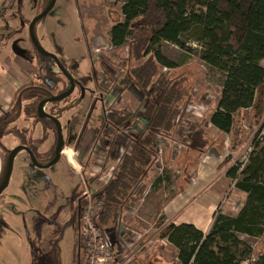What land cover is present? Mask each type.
<instances>
[{"label":"rangeland","instance_id":"obj_1","mask_svg":"<svg viewBox=\"0 0 264 264\" xmlns=\"http://www.w3.org/2000/svg\"><path fill=\"white\" fill-rule=\"evenodd\" d=\"M9 3L8 0V5ZM32 5L33 1L30 3V8L26 10L28 14L32 13ZM121 5L118 0H57L53 11L35 26L38 43L45 50L55 53L64 65L67 64L73 69L76 68L79 77H83L80 80L95 90L94 97L98 98L96 104L100 109L90 118L87 131L83 134L85 137L83 140L79 142L73 140V143L69 139L71 146L81 147L80 155L76 161L74 158L77 154L73 148L68 146L66 152H70L72 156H68L66 153L68 158L61 159L49 168L37 167L36 169L40 171L39 175L35 176V179L31 181L32 185H30L27 175L32 171L25 165L27 153L21 152L15 158L10 185L0 198V264H32L34 254L39 256L45 251V255L51 254L53 249L59 247L62 264H76L77 228L79 217L83 213L82 209L79 210L77 203L79 199H82L83 206L87 202L86 199H83V192L87 189H90L88 190L90 197L96 194L94 189H96L97 182L106 183L107 181L103 179L110 180L117 177L123 157L131 150L130 146H127L125 153L117 152V148L122 142L117 138L113 141L119 146L115 150L111 146L114 152L111 158L104 151H98L96 138L99 137L100 133L94 132L93 121L100 117L112 120L114 117L124 116L126 120L135 121L134 126L129 127L128 135L136 138L135 140L144 142L145 138L142 139V137L147 133L149 134L150 131L148 118L154 106L152 102L157 98V92L150 94L149 91L153 88L156 89L158 79H163L167 85L168 83L170 85L177 83V87L183 89V99L179 103L181 105L187 99L186 105L183 111L180 110L177 126L169 129L170 132L168 133L157 131L156 135L154 134V147L151 148L154 159L150 156V162L142 166L144 173L133 193L136 199H144L142 205L145 207V211L140 209L144 213L140 212V216L142 218L147 216L143 218L142 224L147 229V233L138 244L141 250L139 254L138 252L135 253V258L131 261L124 262L123 259L120 264H174L176 262L177 250L173 245H170L166 238L164 244L160 236V231L172 222H166L162 226L159 225V221L155 224L153 219L155 213L150 211L149 207L153 206L156 195L168 199L176 194V191L183 190L186 179L193 180L197 183L196 185H198L197 178L206 179L207 182L212 183L210 189H206L208 194L204 197H197L199 196V194L196 195L200 190L199 187L191 195V200L197 198L200 201H205V214L201 212V215L206 219L207 214L208 216L211 215L208 206L216 199L214 197L216 196L215 192H223L222 203L218 206L225 205L226 200H229L227 202L229 207L224 208L227 209L224 210L226 213L235 211V208H238L237 204L245 201L246 196L234 188L233 182L226 175L229 167L223 166L230 162L231 156L228 155L224 160L215 156L223 154L222 147L225 140L222 138L223 133L210 125L209 118L217 107L220 97L222 73L206 65L196 51L190 53L168 42L163 43L162 49L170 60L177 63V67L173 69L158 65L150 55L136 59L134 54L130 52L129 43L122 47H114L110 42V29L116 22L122 21L124 18L121 13ZM3 10L6 12L4 1L0 2V11ZM3 14L0 13V48H8L12 54L16 55L18 45H13L15 37H11V32L20 27V13L14 8L8 14L6 12V17ZM11 16L13 17L11 18ZM28 43L26 42V45L30 47ZM190 47L200 51L205 47V42H192ZM8 53L5 49L4 55H8ZM147 60L156 67V74L147 88L140 87L138 89L133 84H125L122 81L123 77L128 75L133 68ZM51 69L58 73L56 66L53 65ZM2 70V62H0V81L5 75ZM24 77L27 78V76ZM24 77L22 76L23 79ZM19 80L21 84L22 79ZM36 94L33 91L26 92L23 97L25 104L23 110L26 114H23L18 121L8 127L3 122L0 124V137L7 134V137L10 138L4 137L3 142L11 148L19 142L15 139H18L16 135L20 134L18 131H22V127H28L33 133L31 140H26V142L30 141L34 142L35 145H40L42 153L45 148L49 147L48 143H43L46 140L51 141L50 136L46 138L40 124L35 123L34 111H29L30 106L35 104L32 102L36 101ZM261 97L259 96L254 110L241 111L237 115L235 127L228 134L230 135V143L235 150H238L236 146L240 144L237 152L240 153L238 160L244 161L246 159V155L251 151L253 138L263 125L264 106H258ZM1 102L3 105L5 104L2 99H0ZM9 117L14 118L13 115ZM115 122L119 121L116 120ZM129 122L122 123L112 133L115 132V136H118L121 128ZM97 125L102 126L103 122L97 121ZM52 133L54 140L56 134L54 131ZM112 133L107 137L108 141L113 135ZM12 135L15 137L13 138ZM121 139L126 141L124 137ZM221 143H223L222 147ZM100 145L102 143H99ZM89 150H92L90 154L87 153ZM8 155L7 151L1 152L0 149V182L7 169ZM211 157H214L215 160H222V162L221 164L218 163L217 168L211 167V171L204 170L203 175L201 170L204 167L199 166V163L205 162L204 164L209 167ZM67 159L71 161H69L71 165L67 164ZM151 162L152 164L149 165ZM73 164L76 167L73 168ZM186 164H189V169L185 173ZM107 168H109V175L105 176ZM159 175L167 177L164 184L156 183ZM86 205H89V200ZM130 206H133L132 201L126 202L122 208L126 210ZM40 214L50 219V222H53L52 217L54 215H58L60 224L55 227L48 221L42 231L40 228V232H37L35 224L43 223ZM121 214H123V210ZM120 218L123 222L122 215ZM60 226H62L60 230H63L64 233L62 241L59 233L56 232ZM58 237L59 242L61 241L59 244L56 243ZM245 239L254 247V253L258 254L262 241L252 237H245ZM134 247L136 244L130 246V251L133 253L135 252ZM41 262L42 260L38 264Z\"/></svg>","mask_w":264,"mask_h":264},{"label":"trees","instance_id":"obj_2","mask_svg":"<svg viewBox=\"0 0 264 264\" xmlns=\"http://www.w3.org/2000/svg\"><path fill=\"white\" fill-rule=\"evenodd\" d=\"M118 1L122 4L124 18L110 29V42L114 47L129 43L130 52L136 59L150 55L158 65L173 69L177 63L170 60L162 49L163 43L168 42L190 53L196 51L206 65L222 73L220 97L209 118L210 124L219 131L230 134L237 115L243 109L254 110L259 96L262 97L258 106H264V0ZM192 42H205V47L194 50L190 47ZM155 74L156 67L147 60L133 68L122 81L145 89ZM156 83V89L149 91L150 94L157 92L148 118L149 134L142 137L144 142L126 138L131 151L123 157L117 177L104 190L100 220L103 226H107L104 222L108 219L114 223L121 216L118 209L134 200L130 196H134V189L144 173L142 166L150 162V156L154 159L151 152L154 134L157 131L170 132L169 129L177 126L180 110L185 108L187 99L180 105L183 89L177 87V83L167 85L163 79ZM125 118L103 120V125L105 122L111 125L109 135L122 123L132 121ZM106 134L107 130L102 135ZM226 175L234 188L246 193L236 215L225 214L218 206L208 232L192 223H170L160 231L161 239L166 238L176 248V259L180 264H264V122L253 138L246 159L234 162ZM165 178L159 175L156 183L163 184ZM59 235L62 241L63 230ZM244 236L262 241L258 254ZM60 242L58 237L56 243ZM44 253L34 254L32 264L41 260V264H62L60 247L53 249L51 254Z\"/></svg>","mask_w":264,"mask_h":264},{"label":"flooded vegetation","instance_id":"obj_3","mask_svg":"<svg viewBox=\"0 0 264 264\" xmlns=\"http://www.w3.org/2000/svg\"><path fill=\"white\" fill-rule=\"evenodd\" d=\"M2 1H4L7 14L10 10L12 11V9L14 8L17 9V11L20 13L21 22H20V27L16 28L14 31L11 32V37H15L13 39V45L15 44L18 45L16 55L12 54L11 50L8 48H5L6 52H9L8 55H4L5 49L0 48V62H2V67H3L2 71L5 72V75L0 81V96H1L0 99H2L5 103L4 105L2 104V102L0 103V124L3 122L8 127L10 124L18 121L23 114H26L25 110H23V107L25 106L23 97L27 91H33L37 93L35 98L36 101L32 102V104L33 103L35 104L31 106L29 105L30 106L29 111H34V115L36 116L35 123L38 122L40 124L41 129L43 130V134L46 136V138L50 136L51 141L46 140L43 143V144L48 143L49 147L47 149L45 148V151L42 153L40 151V145L38 144L35 145L34 142H30V141L26 142V140H31V138L33 137L32 130H29L28 127H22V131L16 130L20 134L16 135L18 139L15 140H18L19 142L16 144V146H13V148L9 147L7 143L5 144L3 142L4 137L10 138L7 137L8 136L7 134H3L2 137H0L1 152L7 151V153H9L10 155V153L14 148L18 147L19 145H22L28 147L34 153V155L36 156L37 160L40 163L43 164L50 163L56 156V149L59 141V132L55 121L46 116V115H50L58 119L62 125L64 144L62 147V151H60L59 161L61 159L65 160L66 157L68 158L65 152H66V147L70 145L69 139H71L72 140L71 142L73 143L74 141L79 142L80 140H82V136L84 133H86L85 131H87V127L89 126L90 118L97 111L98 106L96 102L98 98L94 97L95 90L92 87L87 86V83L82 82L80 80V78L83 77H79V74L77 73L78 71L76 70L75 67H74L75 69H73L71 66H68L66 63H65L66 65H64L63 61L55 53L45 50L38 43L37 39H35V41L33 40L30 34V26L32 22L37 17L43 14L34 23V34H35L36 24L41 20L45 19L53 11L57 0H9L10 2L9 5H8V0H0V2ZM31 1H33V5L31 7L32 13L28 14L26 10L30 8ZM6 12L5 10L0 11V13H4L3 14L4 17L7 16ZM12 17L13 16H11V18ZM35 38H36V34H35ZM26 42H29L28 44H30V47L26 45ZM39 48H41L42 50L48 53L53 54L58 60H60L61 64L64 66L67 72L61 69V67L58 65L57 60L54 57L50 55H46ZM53 65L57 67L58 73L52 71L51 68L53 67ZM20 74H22L23 77L27 76V78L24 77L23 79L22 76H20ZM19 79H22L21 84ZM60 84H62L61 87ZM59 96L61 98L57 99L56 97ZM62 103L64 104L62 105ZM40 105H42L41 110L44 115H41L40 113L41 112ZM10 115H13L14 118L9 117ZM17 116L18 119L16 120ZM105 119L104 118L95 119L93 121L95 127L92 126L94 128V132L95 133L98 132L100 133V135H102L104 131L107 130V134L102 135L104 137L98 134L99 137L96 138V142L100 141L102 145L107 141L106 136L108 137L109 135L108 132H109L110 124L109 122H106V125L98 126L97 121H100V123H102L103 120ZM51 131L52 132L54 131L56 134V136L54 135V140H53V133ZM12 137L14 138L15 135H12ZM96 145H97V149L100 150L102 145L99 146V143H97ZM75 146H76L75 148L80 151L81 147L77 148V145ZM21 152H26L29 157V159L27 157L25 165H27V168L32 171L27 175L28 183L32 185L31 181L35 179V176L39 175L40 171L36 169L37 167L31 168L30 164L32 163V161L28 151L22 149L18 152V155H20ZM32 169H34V171ZM41 169H45V168H41ZM2 183L3 181L0 182V186ZM5 190L0 195V198L2 197ZM88 190L90 189H87L83 192L84 194L83 199L88 200L89 197ZM77 204H79V210L81 211V209H83L82 199H79ZM39 216H41V214ZM41 217L43 219V223L35 224V228L37 232L38 231L40 232V228L42 231L43 227L47 224L48 221L49 224H52L55 227L56 225L60 224L58 222L59 221L58 215H54L52 217L53 222H50L51 220L48 218H45L43 216ZM80 226H81V216L79 217V223L77 228L76 264L79 257L78 232ZM61 227L62 226H60L56 231L57 234L60 232Z\"/></svg>","mask_w":264,"mask_h":264},{"label":"crops","instance_id":"obj_4","mask_svg":"<svg viewBox=\"0 0 264 264\" xmlns=\"http://www.w3.org/2000/svg\"><path fill=\"white\" fill-rule=\"evenodd\" d=\"M98 109H100V107H97V110ZM242 111H247V110L243 109ZM100 118H103V117H100ZM93 127H95L94 123H93ZM143 130H144V128L142 129V131ZM221 133H223V132H221ZM147 134L144 137H146ZM228 134L229 133H223V137L222 138H223V140H225L224 146H223V143H221V147L223 146L222 147V153L223 154L221 156L215 155L216 157L222 158L223 160L228 155L231 156L230 162H227V163H225L223 165V166L227 165L226 168L230 167L234 162H236L238 160V157L240 156V153H237L239 148H240V144H238L236 146V147H238V150H235L234 147L230 143V135H228ZM83 138H85V137L82 136V140H83ZM97 143H100V141L97 142ZM104 144L105 145L102 146L101 149L98 150V151H100V152L104 151L105 153H107L109 158H111L114 155V152H113V150L112 151L108 150L107 146H109L110 144L107 143V141ZM69 146L71 148H73V150L77 154V156L74 158V160L76 161L78 159V155H80L79 153H80L81 149L79 151V150H77L75 148L76 146H71V145H69ZM67 149H68V146L66 147V150ZM91 151L92 150H89L87 153L90 154ZM67 160H68L67 164L71 165V163L69 162L70 160L69 159H67ZM219 162L221 164L222 160L221 161L215 160L214 157H211V161H210L209 167H207L206 164H204L205 162L203 163L201 161L199 163V166H203L204 167L201 170V171H203V175H204V170H210L211 171V167H213V166H215L217 168ZM0 164H1V159H0ZM72 166H73V168L76 167L74 164ZM198 167H197V170H198ZM185 168L186 169L184 171L186 173V172H188L189 164H186ZM201 171L199 172V174L201 173ZM107 175H109V168L106 169V175L105 176H107ZM196 175H198V174L196 173ZM197 179H198V185H196L197 183H195L193 180L189 181L188 179H186L185 183H184L185 184L184 185V189L181 190L180 192L176 191V194L172 195L168 199H163V197H159L161 195H156L155 196V202L152 204L153 206L149 207V210L155 213L153 215V219L155 221V224L158 221H159V225L160 226L165 225L166 222L169 223L170 221L172 223H175V224L192 223L196 227H198L199 229L203 230L204 232H208V230L211 228V225H212V222H213V211L216 209V207L218 205H220L222 203V200H223V194L222 193L223 192H217V193L215 192L216 196H214V197L216 199L213 200V202H211L210 204L208 203L209 204L208 207L210 209L211 215L209 214V216H208V214H207V219H206L204 216L201 215V212L203 214H205V208H206L205 201H203V200L200 201L197 198H196V200H191V198H192L191 195L193 194V191L194 190L195 191L198 190L197 187H199L200 190H199L198 193H196V195L199 194V196H197V197H201V196L204 197L206 194H208L206 189H210V185L212 183L211 182H207L206 179H204V180L201 179V178H197ZM104 184H106V183L105 182L104 183L97 182L96 183V189L93 188L94 192H96V193L98 192L99 193L101 190H103L105 188V186H106ZM239 192H240V194H244L246 196V193H244L242 191H239ZM131 198L134 199V200H132V205L133 206H130L126 210H124V208H121V210L118 209L119 212L123 210V214H121L122 218H123V222H124V224L127 227H129L131 229L136 228V229H140V230L144 231L145 233H147V229H145V227L142 226L143 218H145L147 216H144L143 218L140 216V212H141L140 209L145 211V207H143V205H142L143 204L142 201L144 199H142V198H141L142 200L141 199H136L135 196H132ZM159 198H161V199L158 201ZM148 201L151 202L150 200H148ZM228 201L226 200L225 205L222 204L220 206L221 210H223V213H226L225 211L227 210V209H224V208H226V206L229 207V204L227 203ZM242 203L243 202H239L237 204L238 208L237 209L235 208V211L229 212V213H226V214L232 215V216L236 215V213L240 209L239 205L242 204ZM135 209H136V212H135ZM141 213L144 214L143 212H141ZM105 217L107 218L106 215H105ZM159 217H160V219H159ZM111 223L114 224L111 219H108L106 222H104V225L106 224L107 226H109ZM245 237H247V236H244V238ZM164 239L165 238L162 239L163 242H164ZM164 244H165V242H164ZM170 245H172V244H170ZM159 258H161V256H159Z\"/></svg>","mask_w":264,"mask_h":264},{"label":"built area","instance_id":"obj_5","mask_svg":"<svg viewBox=\"0 0 264 264\" xmlns=\"http://www.w3.org/2000/svg\"><path fill=\"white\" fill-rule=\"evenodd\" d=\"M134 123L135 121H130L122 127L119 136H115V132L112 133L109 141L107 139V143L110 144L107 146L108 150H115L119 146L113 141L118 138L122 142H120L121 145L117 148V152L125 153L129 141H123L121 138H133L128 135V130L130 126H134ZM113 179H103L107 181L104 185L108 186ZM102 193L104 192L101 190L99 193L93 194V197L89 196V205H86L87 200L83 206L81 226L78 232L79 257L77 264H120L123 259L124 262H127L135 253L139 254L141 251L138 244L146 234L144 231L127 227L124 222H121L120 217L110 227L100 224L105 196V193L104 195ZM134 244L136 247L133 248L135 250L133 253L130 251V246ZM174 264H180L178 259Z\"/></svg>","mask_w":264,"mask_h":264},{"label":"water","instance_id":"obj_6","mask_svg":"<svg viewBox=\"0 0 264 264\" xmlns=\"http://www.w3.org/2000/svg\"><path fill=\"white\" fill-rule=\"evenodd\" d=\"M43 15V14H42ZM42 15H40L39 17H37L31 24L30 26V34L33 38V40L35 41V34H34V23L35 21L40 18ZM43 53H45L46 55H50L52 57H54L57 62H58V65L61 67V69H63L65 72H67L64 68V66L61 64L60 60H58L53 54L51 53H48L44 50H42L41 48H39ZM57 99H60L61 97H56ZM41 106L40 105V113L41 115H44L42 110H41ZM47 117L53 119L56 123V126H57V129H58V132H59V141H58V146H57V149H56V156L54 157V159L50 162V163H47V164H43V163H40L36 156L34 155V153L28 148V147H25V146H22V145H19L18 147L14 148L12 150V152L10 153L9 157H8V162H7V169H6V174H5V177H4V180H3V183L1 184L0 186V195L2 194V192L8 187L9 183H10V179H11V175H12V172H13V167H14V161H15V158L16 156L18 155V152L22 149H25L28 151V153L30 154L31 156V161L32 163L30 164L31 168H35V167H38V168H48L50 166H52L53 164L57 163L60 159V151H62V147H63V144H64V138H63V133H62V125L60 123V121L58 119H56L55 117L53 116H50V115H46Z\"/></svg>","mask_w":264,"mask_h":264},{"label":"bare ground","instance_id":"obj_7","mask_svg":"<svg viewBox=\"0 0 264 264\" xmlns=\"http://www.w3.org/2000/svg\"><path fill=\"white\" fill-rule=\"evenodd\" d=\"M65 153H67L68 156H72V154H71L70 152H68V151L65 152ZM69 159H70V158H69ZM72 159H73V158H72ZM70 160H71V159H70ZM71 161H72V160H71ZM71 161H70V162H71ZM72 162H73V161H72Z\"/></svg>","mask_w":264,"mask_h":264},{"label":"clouds","instance_id":"obj_8","mask_svg":"<svg viewBox=\"0 0 264 264\" xmlns=\"http://www.w3.org/2000/svg\"><path fill=\"white\" fill-rule=\"evenodd\" d=\"M102 191L104 192V189Z\"/></svg>","mask_w":264,"mask_h":264}]
</instances>
